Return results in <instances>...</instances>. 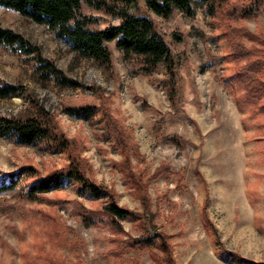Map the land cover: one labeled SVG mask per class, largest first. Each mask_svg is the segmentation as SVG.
<instances>
[{
  "label": "rangeland",
  "instance_id": "1",
  "mask_svg": "<svg viewBox=\"0 0 264 264\" xmlns=\"http://www.w3.org/2000/svg\"><path fill=\"white\" fill-rule=\"evenodd\" d=\"M140 4L144 8V0ZM85 11L103 16L97 27L119 22L89 7ZM148 14L178 61L183 90L178 109L165 82V62L143 74L141 58L125 56L113 41L112 64L106 66L81 56L48 24L0 6V25L23 34L81 83L63 87L44 80L34 60L0 45V85L22 86L20 95L0 98V114H19L29 108L30 95L38 99L76 139L87 175L107 186L120 205L141 214L121 220L120 236L157 237L152 247L129 248L122 258L113 257L109 251L118 234L104 224L86 225L73 211L77 201L100 209L105 197H91L65 180L30 200L21 194L28 182L19 180L16 188L0 193L5 197L0 264H264V96L250 99L237 82L220 13L213 15L199 2L193 16L180 10L169 18ZM232 26L254 34L245 43L260 48L257 59L264 61V12ZM85 102L99 107L90 118L66 110ZM107 117L123 133L124 145L107 134ZM171 134L183 143L167 138ZM69 161L68 151L42 141L23 144L0 137V184L10 182V173L19 177L25 164L47 172Z\"/></svg>",
  "mask_w": 264,
  "mask_h": 264
},
{
  "label": "trees",
  "instance_id": "2",
  "mask_svg": "<svg viewBox=\"0 0 264 264\" xmlns=\"http://www.w3.org/2000/svg\"><path fill=\"white\" fill-rule=\"evenodd\" d=\"M199 2L213 15L220 13L223 17L226 23L223 33L231 43L237 82L246 89L250 99L259 101L264 96V61L257 59L262 54L261 49L246 45L245 39L254 40L251 31L232 25L236 20L261 15L264 12V0H144V8L140 0H0V6L18 11L36 22L48 24L81 56L94 58L106 66L112 64L114 52L109 43L113 41L125 56L136 55L141 58L139 71L143 74H151L160 63L165 62V82L169 87L171 102L178 109L183 102L178 61L148 11L164 18L171 17L175 10L193 16ZM86 7L117 17L119 22L97 27L103 16L86 12ZM173 38L181 40L183 37L173 33ZM0 45L14 54L25 56L24 59L29 62L34 60V70L44 80H55L56 84L63 87L81 85L79 81L67 75L53 59L44 56L38 45L12 28L0 25ZM96 91H101V88ZM21 92V85L1 81L0 98L13 97ZM29 98V108L25 111L12 115L0 114V137L11 136L23 144L42 141L55 149L68 151L70 161L64 167L47 172H43L34 164H25L20 168L19 177L10 173V182L0 184V193L16 188L19 180H24L28 185L26 191L21 190L22 196L37 200L59 188L65 180H69L76 184L82 193H88L94 198H106V204L100 209L89 210L77 201L73 211L86 225L104 224L118 234L113 238L115 247L109 251L111 256L122 258L129 248L156 245L157 237L153 235L128 239L120 236L124 231L121 220L127 217L139 219L141 214L120 205L107 186L87 175L86 163L80 158L76 139L68 136L51 110L34 96L30 95ZM66 110L73 115L90 118L99 107L94 102H85L68 106ZM106 121L107 134L113 136L120 145H124V135L118 131L113 118L107 117ZM167 138L177 144L183 143L177 134H171ZM128 177L140 187L132 174H128ZM161 238V247L164 248L165 236ZM151 255L157 259L155 252L152 251Z\"/></svg>",
  "mask_w": 264,
  "mask_h": 264
}]
</instances>
